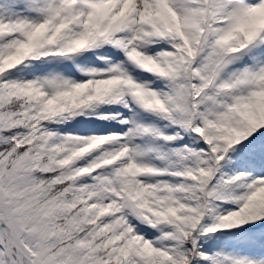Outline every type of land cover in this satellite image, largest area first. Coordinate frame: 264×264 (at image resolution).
<instances>
[{
  "label": "snow or ice",
  "instance_id": "snow-or-ice-1",
  "mask_svg": "<svg viewBox=\"0 0 264 264\" xmlns=\"http://www.w3.org/2000/svg\"><path fill=\"white\" fill-rule=\"evenodd\" d=\"M0 264H264V0H0Z\"/></svg>",
  "mask_w": 264,
  "mask_h": 264
}]
</instances>
